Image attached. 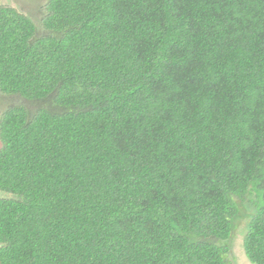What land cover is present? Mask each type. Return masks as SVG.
Returning a JSON list of instances; mask_svg holds the SVG:
<instances>
[{
  "label": "trees",
  "instance_id": "obj_1",
  "mask_svg": "<svg viewBox=\"0 0 264 264\" xmlns=\"http://www.w3.org/2000/svg\"><path fill=\"white\" fill-rule=\"evenodd\" d=\"M0 3V264H264V0Z\"/></svg>",
  "mask_w": 264,
  "mask_h": 264
},
{
  "label": "rangeland",
  "instance_id": "obj_2",
  "mask_svg": "<svg viewBox=\"0 0 264 264\" xmlns=\"http://www.w3.org/2000/svg\"><path fill=\"white\" fill-rule=\"evenodd\" d=\"M5 7L15 9L17 12L29 17L38 31H41V18L44 14L45 0H0ZM25 101L18 96H7L0 93V114L12 105H22ZM244 221H240V227L231 240L230 262L232 264H250L244 257L242 250V236Z\"/></svg>",
  "mask_w": 264,
  "mask_h": 264
}]
</instances>
